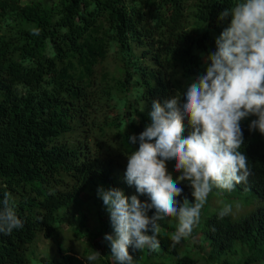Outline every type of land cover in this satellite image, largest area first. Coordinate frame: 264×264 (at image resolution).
<instances>
[{
    "label": "trees",
    "instance_id": "1",
    "mask_svg": "<svg viewBox=\"0 0 264 264\" xmlns=\"http://www.w3.org/2000/svg\"><path fill=\"white\" fill-rule=\"evenodd\" d=\"M233 3L0 0V200L10 193L24 222L10 236L0 234V264H30V244L40 235L56 238L59 222L74 226L75 200L101 182L151 203L127 183L128 155L139 148L129 138L151 124L154 101L163 105L202 75L201 54L217 51L231 22L220 14ZM110 58L113 69L99 71ZM252 119L241 122L240 149L251 175L236 187L264 201V134L250 131ZM191 131L185 127L184 136ZM178 186L179 203L193 202L188 183ZM203 233L210 242L207 264L233 253L238 242L252 249L239 264L264 260V206L242 221L215 213ZM169 237L160 233V245L178 260L162 264L199 263L181 258L184 240L172 247ZM95 245L102 254L104 240ZM129 252L136 261L145 248ZM59 258L53 264H84L62 248Z\"/></svg>",
    "mask_w": 264,
    "mask_h": 264
},
{
    "label": "clouds",
    "instance_id": "2",
    "mask_svg": "<svg viewBox=\"0 0 264 264\" xmlns=\"http://www.w3.org/2000/svg\"><path fill=\"white\" fill-rule=\"evenodd\" d=\"M231 16L229 26L216 40L217 51L205 58L211 63L206 74L197 76L186 91L177 92L163 105L153 102L151 124L139 140L138 150L128 155L126 179L139 194H147L151 203L137 195L130 198L118 189H98L110 215L114 234H106L116 264H134L129 248L157 251L161 224L166 218L178 223L170 235L171 246L187 240L201 221L202 210L213 189L232 192L237 185L248 184L251 169L240 150L244 144L241 122L249 117L250 131L264 134V0H234L220 14ZM187 118L192 131L184 136ZM155 141L154 143L151 141ZM175 161L176 178L167 162ZM187 182L193 189L194 202L177 200ZM239 203H224L219 217L234 215ZM155 209V214L149 212ZM24 226L8 192L0 200V234L10 236ZM151 233V234H148ZM95 251L86 257L97 261Z\"/></svg>",
    "mask_w": 264,
    "mask_h": 264
},
{
    "label": "rangeland",
    "instance_id": "3",
    "mask_svg": "<svg viewBox=\"0 0 264 264\" xmlns=\"http://www.w3.org/2000/svg\"><path fill=\"white\" fill-rule=\"evenodd\" d=\"M24 1L27 2L30 0ZM201 56L204 60L202 72V75H204L206 74V68L209 64L205 63L207 55L201 54ZM113 66V58H110L103 66L99 67V71H110L113 69ZM248 120L249 118L243 121ZM184 126L191 127L187 118L184 120ZM167 167L173 178L179 175V173L174 171V160L167 162ZM101 187L105 190L110 189L109 185L101 182L88 189L81 197L75 200L77 222L74 226L59 222L56 238H45L43 235H40L34 243L30 244L27 250L30 264H53L52 261L59 258L60 248H62L65 253L70 252L75 255L84 264H102L100 258L108 259L110 264H116L114 258L111 256L110 242L104 239L106 234L113 232V228L107 208L103 204L102 199L98 197V189ZM229 202L242 205L239 211L235 212L234 215H230L234 221H242L264 206V201L260 199L254 190H242L236 187L232 192L219 189L212 192L202 210L199 225L194 228L191 236L187 240H184L180 250L181 258L190 257L199 262L198 264L208 263L210 242L203 233V226L211 215L220 212L221 206ZM62 210L64 211V209ZM163 221L164 226L161 227V234L170 236L171 233L175 231L178 221L171 217ZM95 239H103L105 242L102 254L100 249L95 245ZM95 251L99 252L101 257L97 261L89 262L86 257L93 254ZM251 253L252 249L250 247L244 246L241 242H238L233 253L221 256L210 264H224L225 262L239 264L244 261L245 258L249 257ZM177 260V258H170L167 256L162 247L157 251H151L148 247H145L144 256L142 259L134 261V264L176 263ZM255 264H264V260L258 261Z\"/></svg>",
    "mask_w": 264,
    "mask_h": 264
}]
</instances>
